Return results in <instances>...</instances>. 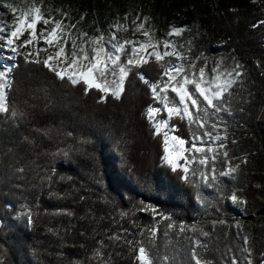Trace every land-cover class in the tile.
<instances>
[{
	"label": "trees",
	"instance_id": "obj_1",
	"mask_svg": "<svg viewBox=\"0 0 264 264\" xmlns=\"http://www.w3.org/2000/svg\"><path fill=\"white\" fill-rule=\"evenodd\" d=\"M0 3L24 6V0ZM49 8L56 19L62 18L56 9L67 12L70 20L65 23L79 21L77 29L89 35H99L100 29L107 36L111 24L124 25L138 13L140 22L149 17L145 26H151L156 39L165 37L171 20L188 22L190 31L174 38L178 50L187 54L191 47L193 57L203 54L209 73L218 60L223 61L221 71L231 69L235 57L245 66L243 83L225 97L228 111L210 115L209 123L220 122L222 136L227 130L226 150L241 168L235 178L223 177L218 185L208 187L199 176L190 175L186 182L180 171L172 172L163 164V137L153 134L146 116L149 105L162 106L152 100L135 72L120 99L109 95L100 100L97 91L85 95L83 86L61 82L42 66L18 58L8 104L24 116L13 119L0 114L4 264H71L73 260L139 264L141 241L157 258L155 264H194L195 239L206 246L198 252L213 264H231L233 256L246 264L245 247L251 248L254 264H260L264 259V24L259 22L264 21V0H43V10L47 13ZM203 65L202 57L197 70ZM140 71L154 81L161 68L151 61ZM172 123L179 125L182 137L189 138L186 123ZM58 150L69 155H54ZM245 157L247 163H241ZM223 167L217 163L218 171ZM234 189L246 198V205L227 200ZM149 204L162 215L140 210ZM29 209L34 218L31 226L25 217L17 219ZM164 216H171L177 225L195 224L209 236L191 230L180 234L178 227L168 230L171 221ZM153 227L157 236L149 242ZM117 235L120 239H112ZM97 248L102 256L92 258Z\"/></svg>",
	"mask_w": 264,
	"mask_h": 264
},
{
	"label": "snow or ice",
	"instance_id": "obj_2",
	"mask_svg": "<svg viewBox=\"0 0 264 264\" xmlns=\"http://www.w3.org/2000/svg\"><path fill=\"white\" fill-rule=\"evenodd\" d=\"M3 8L15 14L12 22L0 21V58L12 63L0 65V114H10L11 118L23 117V112L10 109L8 104V89L11 88L12 80L10 73L16 67L18 58L23 59L25 64H35L42 66L52 73L61 82L69 85L83 86L84 94L91 90L97 91L100 100H104L111 95L120 99L125 91L126 81L130 74L135 72L139 80L147 86L151 98L162 107L149 105L146 109V116L151 122L155 136H162L163 156L162 163L170 168L172 172L180 171L182 179L186 182L189 177L199 179L208 187H215L219 184L220 178L232 177L241 168V164L232 163L229 152L226 150L227 130L222 136L220 134V122L209 123L210 115H217L228 111L224 106L225 97L231 94V90L238 84L243 83L245 76V66L233 57V67L221 71L222 60H218L210 70L207 57L203 54L193 57L191 47L187 54L178 50L174 38L182 37L190 29L187 26H170L164 38L156 39L155 32L151 26L146 27L149 17L144 16L140 23L135 24L134 31H142L145 39H121L117 32L126 26L118 22L109 26V34L97 29L99 35H89L88 32L77 29L76 23H65L70 20L69 14L61 9H56L62 17L56 19L52 15V9L47 13L43 10V0H24L23 7H17L12 3H4ZM2 14V13H0ZM128 16L125 14V20ZM83 19V16H81ZM140 19L139 13L137 20ZM259 24H264L260 21ZM38 25H41L38 27ZM258 25L254 24L253 27ZM72 29H76L75 35ZM27 37L21 41V38ZM21 41L20 43H17ZM191 41H189V45ZM70 46V54L68 47ZM25 49L20 51V49ZM184 45H179L183 49ZM7 53V54H5ZM46 53V56L42 54ZM203 57L204 65L197 70V61ZM151 61L157 63L161 72L156 80L148 79L140 71L144 65ZM166 114V115H165ZM179 120L187 124L190 129L189 138L186 139L179 134V125L172 123ZM193 129H195L193 131ZM69 136L72 133H68ZM235 143V141H233ZM67 157L68 151L58 150L54 155ZM222 162V170L217 169V163ZM241 163L246 164L247 158H243ZM22 171V170H21ZM53 173L55 169L52 170ZM63 179V177H61ZM70 179V177H69ZM51 180V177H48ZM221 194V199H224ZM233 205L244 206L247 204L246 198L238 194V190H232L228 195ZM203 203V201H201ZM11 208V205H8ZM141 211H151L153 215H162L151 204L140 209ZM72 215V213H66ZM127 215V213H123ZM26 218L27 224L31 226L34 218L31 209L27 213L17 216ZM163 219L171 221L167 223V229L173 230L178 227L180 234L191 230L193 233L199 231L203 237H208L209 232L197 229L195 224L187 225L180 221L177 225L171 216H164ZM223 223V221H220ZM215 224V222H213ZM240 227L239 222L236 225ZM125 231H127L125 229ZM149 242L157 236L158 229H149ZM168 231H165V236ZM112 239H120L113 236ZM247 245L249 237H243ZM132 244V241H128ZM3 245H0V264H4ZM206 247L200 239H195L191 246V261L194 264H213L211 260L205 259L199 252V248ZM243 251L246 255V264H254L252 250L245 247ZM102 256L101 249L97 248L93 252L92 258ZM156 257H153L149 249L141 241L137 250V260L139 264H155ZM164 261L168 260L165 256ZM71 264H82V261L73 260ZM231 264H239L238 259L231 257ZM264 264V259L260 261Z\"/></svg>",
	"mask_w": 264,
	"mask_h": 264
},
{
	"label": "rangeland",
	"instance_id": "obj_3",
	"mask_svg": "<svg viewBox=\"0 0 264 264\" xmlns=\"http://www.w3.org/2000/svg\"><path fill=\"white\" fill-rule=\"evenodd\" d=\"M3 4L4 3H0V13H2V14H0V21H6V22L10 23V22H12L15 19V14H13L10 10L3 8ZM133 21H136V23H140V21L137 20V18H133L131 21H128L127 23H125L123 26H126L128 28V30L125 31L124 28L122 27L120 29V31L117 32V36L119 38H121V39H140V40L145 39V37L142 34V31H134L135 24L132 23ZM188 25H189L188 22H183V23L180 24L179 22L171 20L168 23L167 32H168L170 26H176V27L187 26L188 27ZM40 26L41 25H38V27H40ZM26 37H27V34H25V36L21 38V41L24 38H26ZM21 41H18L17 43H20ZM24 50L25 49H23V48L20 49V51H24ZM67 50H68V52L70 54L71 49L68 48ZM5 54H7V53H5ZM42 55L46 56L47 54L44 53ZM0 59H1L0 60V65H3V62L4 63H12V62H7V61L3 60L2 58H0ZM16 63H17V61H16ZM11 73H10V77H9L10 79H11Z\"/></svg>",
	"mask_w": 264,
	"mask_h": 264
}]
</instances>
